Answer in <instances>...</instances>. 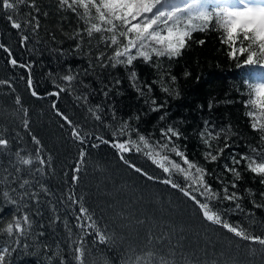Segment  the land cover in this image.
<instances>
[{
	"label": "trees",
	"instance_id": "trees-1",
	"mask_svg": "<svg viewBox=\"0 0 264 264\" xmlns=\"http://www.w3.org/2000/svg\"><path fill=\"white\" fill-rule=\"evenodd\" d=\"M173 2L182 4L185 0ZM205 2L211 11L218 6L238 4L239 0ZM34 3L39 9L36 30L23 23L22 30L13 29L7 19L8 12L0 8V44L10 49L12 58L18 62L17 66H12L8 53L0 48V81L11 84V87L0 84V138L9 141L8 148H0V180L7 176L5 168L12 171L16 152L35 159L40 147V154L47 161L43 175L36 172L20 174L21 178L30 180L28 191L39 193V203L27 196L23 201L19 200L17 193L24 192L18 188L19 181L11 185L16 192L8 185L0 184V193L10 192V197L0 194V231L27 212L33 221V233L37 234L29 240L28 249H17L12 253L8 258L10 264H59L61 259L64 264H78L72 241L83 235L76 226L80 204L66 199L70 192L89 210L101 231L111 237L107 243H99L94 234L83 236L85 264H121V256L129 249L164 254L175 249L169 259L175 260L176 264H186V261L188 264H264V247L241 240L204 220L187 197L160 182L166 178L165 174L147 156L136 152L124 154L125 159L155 177L152 180L129 167L119 158L116 149L100 143L94 136H90L86 144L73 139L71 128L56 112L59 109L83 132L105 139L110 138L123 122L139 129L150 142H163L162 128H178L182 136L175 142L190 160L207 168L209 174L205 179L222 196V188L234 180L232 174L223 169L229 153L256 156L251 152L252 148L264 152V143L259 140V133L252 130L253 118L247 113L253 112L258 126L264 123V117L260 115L259 105L254 103L255 93L243 82L247 79L245 69L237 64V60L242 61L244 57L239 53L237 60L229 57L231 48L222 42L226 35L224 30H212L214 20L207 30L194 31L182 55L171 60L160 58L158 67L155 56L149 63L143 62L142 58L135 60L132 68L137 73V84L143 88L141 94L130 82L128 73L131 69L123 65L111 66L109 57L115 46L108 47L99 38L111 33L94 32L88 37L85 31L88 25L66 6L62 8L60 0H34ZM90 11L95 17V9L90 7ZM77 12L83 13V9L77 7ZM28 13L36 15L35 9L27 3L21 4L13 17L25 21L31 19ZM21 32L28 36L26 42H22ZM118 39L123 41L122 37ZM240 40L244 46L249 43L243 41L242 34ZM240 46V43L236 44L237 48ZM101 53L103 57L98 61L96 57ZM20 64L28 67H20ZM68 74L76 77L71 88L60 92L59 96L49 95L59 91L57 85L64 87L67 84L62 77ZM173 76L176 77L174 83L170 80ZM148 84H153L151 93L144 87ZM162 86L168 87L169 92L161 91ZM33 89L38 96L31 94ZM17 96L22 107L27 109L26 117L21 106L15 104ZM78 96H87V103L77 99ZM153 98L157 104L166 102L165 107L152 111ZM249 101L253 103H247ZM96 107L102 117L99 121L88 111ZM162 115L163 120L160 119ZM24 119L28 121L27 128ZM205 122L213 131L226 129L225 134L230 133L228 143L232 147L214 163L203 157L208 149L199 133ZM225 134H221L219 140L211 141L214 148L223 146ZM33 136L40 141V146L33 142ZM93 144L99 146L92 147ZM82 149L86 155L80 172L75 173L79 179L73 183V168ZM170 155L180 162L174 154ZM256 159L259 161L264 156H256ZM37 166L21 167L34 169ZM240 171L241 179L236 181L238 187L229 188V191L241 195L238 203L243 210L236 211L229 201L212 203L228 223L239 224L253 235L264 237V207L254 206L264 205L260 195L264 192V184L243 166ZM173 179L184 183L180 175H174ZM37 182L47 187V194L40 191ZM13 198L18 202L13 203ZM25 202L26 206H23ZM39 232L44 235L39 236ZM149 234L153 237L152 244L147 242ZM156 237H163V241L158 242ZM5 239L6 235L0 236V245Z\"/></svg>",
	"mask_w": 264,
	"mask_h": 264
},
{
	"label": "snow or ice",
	"instance_id": "snow-or-ice-1",
	"mask_svg": "<svg viewBox=\"0 0 264 264\" xmlns=\"http://www.w3.org/2000/svg\"><path fill=\"white\" fill-rule=\"evenodd\" d=\"M25 3H27L28 7L35 9L36 15L28 13L31 19L25 21L14 19L13 13L18 11L19 5ZM60 6L62 8L66 6L88 25L85 30L88 37H92L94 32L111 33L109 36L102 34L99 37L108 47L115 46L112 55L109 57L111 66L115 68L118 65H123L125 68L131 69L128 73L130 82L141 94H143V88L137 84L138 77L135 69L132 68L133 62L138 58H142L143 62L149 63L153 60V56H155L157 58L156 66L158 67L159 59L162 57H167L169 60L179 58L187 46V40L191 37V34L196 30H207L215 20V27L212 30H224L226 35L222 37V42L228 44L231 48L229 57L237 60V53L244 57L242 61L237 60V64L240 68L245 69L244 76L247 79H244L243 82L255 93L257 99L254 103L259 105L261 109L260 115L264 117V0H239L238 5L218 6L211 11L205 0H190V2L189 0H185L182 4L175 3L173 0H99V3H97V0H60ZM77 7L82 8L83 13H78ZM90 7L95 9V17L92 16ZM0 8L8 12L7 19L13 29L22 30V23L25 26L31 25L33 30L38 29L39 9L36 8L34 0H0ZM93 21H99V23ZM101 25H106V27L102 28ZM241 34L243 41L249 42L247 46H244L240 40ZM121 37L123 41L118 39ZM21 40L22 42H26L28 36L23 35L21 32ZM199 43L203 44L204 41H200ZM237 43L241 45L239 48L236 47ZM0 48H3L8 53L10 57L9 63L14 67L17 66L18 62L15 58H12L10 49L3 44H0ZM102 57L103 53L97 56L96 59L100 61ZM19 66L28 67L23 64ZM186 75L188 74L186 73ZM62 79L67 84L64 87L57 85L59 91L49 93V95L59 96L60 92L71 88L72 81L76 77L68 74L63 76ZM170 80L174 83L176 77L173 76ZM155 83L156 81L154 80L153 84ZM160 83L163 85L162 80ZM0 84H8L11 87V84L7 81H0ZM153 84L144 86L149 93L153 91ZM31 85L32 81L29 78V88H31ZM160 90L165 93L169 92V88L164 86ZM31 94L38 96V93L34 89ZM104 95L107 96V92ZM77 99H82L84 103H87L88 100L87 96H78ZM165 103L157 104V101L153 98L151 100V110L160 111L165 107ZM247 103H253V101ZM15 104L21 106V111L26 117L27 109L22 107L18 96L15 98ZM52 106L53 108L56 107L55 102H53ZM88 111L92 113L97 121L102 119L98 114L100 111L99 107L89 108ZM56 112L71 128L70 134L76 141L86 144L88 138L94 136L100 143L108 144L111 148L116 149L119 158L128 164L129 167L134 168L136 172L147 175V178L152 180L155 177L144 173L141 168L136 167L125 159L124 154L136 152L147 156L165 174L166 178L161 179L160 182L169 185L187 197L198 209L204 220L226 229L227 232L232 233L241 240L264 247V237L253 235L239 224L228 223L222 218L220 209L212 203L213 201L220 200L229 201L234 205L236 211H242L243 209L240 203H238L242 198L241 195L236 191L230 192L229 188L236 189L238 187L236 181L241 179V166L254 176L259 177L260 183L264 184V159L259 161L256 159V156H264V152H260L257 148H252L251 152L255 153L256 156L249 155L248 153H229V159L224 163L223 169L225 173L232 174L234 180L222 188L223 195L221 196V193L213 190L212 185L205 179L209 174L207 168L190 160L185 151L181 150L180 146L175 142L182 136L178 128L172 126L162 128L160 130V137L163 142L160 140L150 142L145 135L139 132V129H133L128 122H123L119 128L112 132L110 138L105 139L94 133L83 132L79 126L75 125L59 109ZM247 115L253 118L250 126L254 132L259 133V140L264 143V123L258 126L257 122H255L256 118L251 111ZM113 118H115L114 111ZM160 119L163 120L164 116L162 115ZM23 123L25 128H27V119H24ZM225 133L226 129L213 131L207 126V122H205L203 131L199 133L200 138L208 149L203 153L205 161L210 163L216 162L223 156L226 149L232 147L228 143L230 133ZM133 134H135V138ZM221 134H225L223 146H216L214 148L211 141L219 140ZM32 140L36 145L40 146V141L36 137L33 136ZM98 146V144L92 145V147ZM8 147V139L0 138V148L6 149ZM40 153L41 148L38 147L35 159H33L32 156H21L19 152H16L15 162L12 163V171L9 172L7 168L4 169L7 176L3 180H0V184L8 185L11 188L13 183L19 181L18 188L24 190L22 193H17L20 201H23L25 196H27L29 200H35L36 203H39V193L29 192L30 180L21 178L20 174L21 172L29 175L32 172L44 174V166L47 164V161ZM170 154L178 157L180 162L172 159ZM85 155L86 152L82 149L79 161L73 168V183L79 179L75 173L80 172V165L83 163ZM237 155H239V158H237ZM33 164H37L38 166L34 169H23L21 167ZM174 175L182 176L184 183L173 179ZM220 182L223 183V181ZM37 184L41 192L48 193L47 187L38 182ZM32 186L35 187L37 185ZM11 191L16 192V189L11 188ZM0 194L4 197H10L8 190L2 191ZM260 195L264 198V192L260 193ZM66 199L70 200L73 204H80L76 216V226L81 229L83 235L79 239L73 240L72 243L75 245L73 251L76 261L78 264H85L86 247L83 236L94 234L99 243H107L111 237L106 231H101L92 214L79 199L74 198L73 193L70 192ZM12 202L17 203L18 201L13 198ZM23 206H26V202ZM254 206L264 207V205ZM89 229L92 231L89 232ZM2 235H6L7 239L0 245V264H10L8 258L11 257L12 253L17 249H28L29 240L37 234L33 233V221L30 215L25 212L22 216L8 223L0 231V236ZM38 235L43 236L44 233L39 232ZM69 236H71V233H69ZM156 240L162 242L163 237H156ZM147 242L148 244H152L153 237L151 234L148 235ZM174 254L175 249H170L167 254L152 250L137 252L135 249H129L121 256V264H176L175 260L169 259ZM59 264H64V261L61 259ZM186 264H188L187 261Z\"/></svg>",
	"mask_w": 264,
	"mask_h": 264
},
{
	"label": "rangeland",
	"instance_id": "rangeland-1",
	"mask_svg": "<svg viewBox=\"0 0 264 264\" xmlns=\"http://www.w3.org/2000/svg\"><path fill=\"white\" fill-rule=\"evenodd\" d=\"M227 5H230V4H227ZM231 5H238V4H231Z\"/></svg>",
	"mask_w": 264,
	"mask_h": 264
}]
</instances>
